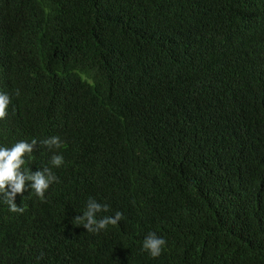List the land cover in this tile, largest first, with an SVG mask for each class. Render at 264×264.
<instances>
[{
    "label": "trees",
    "instance_id": "1",
    "mask_svg": "<svg viewBox=\"0 0 264 264\" xmlns=\"http://www.w3.org/2000/svg\"><path fill=\"white\" fill-rule=\"evenodd\" d=\"M0 93L59 181L0 197V264H264V0H0Z\"/></svg>",
    "mask_w": 264,
    "mask_h": 264
},
{
    "label": "clouds",
    "instance_id": "2",
    "mask_svg": "<svg viewBox=\"0 0 264 264\" xmlns=\"http://www.w3.org/2000/svg\"><path fill=\"white\" fill-rule=\"evenodd\" d=\"M19 93L17 92V95ZM11 100L7 94L0 93V120L7 118V108ZM37 140L33 139L31 143L20 141L11 148L0 147V197L9 206V211L13 213L24 212V208L15 203L17 194H23L28 185L26 182L31 181V190H34L37 197L45 199V193L50 185L57 183L58 177L52 172L51 168L43 167L42 171L35 173L25 172L22 170L25 164V157L31 156ZM49 150L60 149L63 142L59 137H51L39 142ZM64 163L62 155L53 154L50 158L52 167L59 168ZM109 205L98 203L95 199L89 198L86 210L83 215H77L74 220L77 225H82L87 232L98 234L100 231L107 229L109 225L115 226L122 219L123 214L116 212L114 216H103L97 219V213L107 212ZM166 240L157 236L155 232H150L144 238L142 250L147 251L153 258L159 257L162 253Z\"/></svg>",
    "mask_w": 264,
    "mask_h": 264
}]
</instances>
